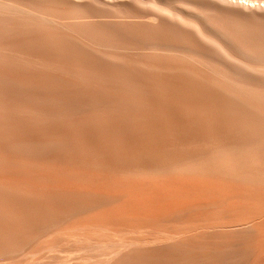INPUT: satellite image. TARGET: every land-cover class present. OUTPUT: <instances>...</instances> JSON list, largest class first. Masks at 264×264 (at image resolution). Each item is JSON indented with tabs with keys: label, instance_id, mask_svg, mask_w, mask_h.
I'll return each instance as SVG.
<instances>
[{
	"label": "bare ground",
	"instance_id": "bare-ground-1",
	"mask_svg": "<svg viewBox=\"0 0 264 264\" xmlns=\"http://www.w3.org/2000/svg\"><path fill=\"white\" fill-rule=\"evenodd\" d=\"M0 264H264V0H0Z\"/></svg>",
	"mask_w": 264,
	"mask_h": 264
}]
</instances>
